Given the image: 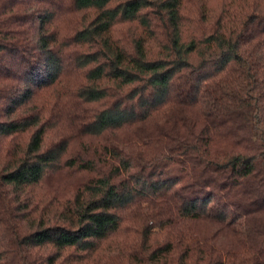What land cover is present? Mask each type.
<instances>
[{"label": "trees", "instance_id": "16d2710c", "mask_svg": "<svg viewBox=\"0 0 264 264\" xmlns=\"http://www.w3.org/2000/svg\"><path fill=\"white\" fill-rule=\"evenodd\" d=\"M0 264H264V0H0Z\"/></svg>", "mask_w": 264, "mask_h": 264}, {"label": "rangeland", "instance_id": "374dc122", "mask_svg": "<svg viewBox=\"0 0 264 264\" xmlns=\"http://www.w3.org/2000/svg\"><path fill=\"white\" fill-rule=\"evenodd\" d=\"M211 1L216 2V1H218V0H211Z\"/></svg>", "mask_w": 264, "mask_h": 264}]
</instances>
